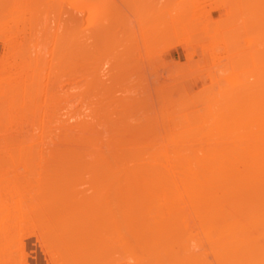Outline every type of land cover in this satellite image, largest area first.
Returning <instances> with one entry per match:
<instances>
[{"label": "rangeland", "instance_id": "obj_1", "mask_svg": "<svg viewBox=\"0 0 264 264\" xmlns=\"http://www.w3.org/2000/svg\"><path fill=\"white\" fill-rule=\"evenodd\" d=\"M103 1L0 0V173L24 196L16 198L22 206L19 215L7 212L9 218L15 217L13 225H7L10 237L22 239V248L10 249L9 255L17 261L20 257L23 264H195L194 257L188 262V255L181 253L178 236V241L176 237L166 241L167 225L147 222L146 214L155 213L158 206L144 196L143 188H126L123 195L114 196L104 188L87 186L91 178L84 167L103 162L120 170L172 162L181 167L185 166L182 158L187 164L193 156L194 165L216 167L217 161L207 160L215 150V154L244 156L240 163L237 157L231 160L242 168L246 167L245 156L255 151L254 145L264 152V136L256 138L261 131L249 126L250 118L246 120V112L253 108L245 109L246 97L252 104L264 103V0L104 1L111 4V10ZM83 4L91 11L82 9ZM61 8L82 19L80 28L73 26L72 15L61 14ZM104 18L109 19L107 24L106 19L99 21ZM91 24L102 26L97 36ZM121 24L125 30L118 28ZM111 27L117 35L114 39L105 34L111 33ZM100 35L105 38L101 42ZM82 38L87 42L82 44ZM255 92L261 93L258 102ZM256 110L264 113V104L255 106ZM239 122L245 125H241L242 132L235 129ZM224 128L231 136L235 132L237 140L232 139L245 141V146L239 143L243 145L239 148L232 140L233 145L223 146L231 139L221 134ZM248 130L255 134L253 145L248 142ZM196 152L204 155L202 159ZM6 187L10 186L0 188ZM130 210L131 215L135 210L141 217L124 216ZM5 260L2 263L13 262ZM202 261L214 262L208 254L196 264Z\"/></svg>", "mask_w": 264, "mask_h": 264}, {"label": "bare ground", "instance_id": "obj_2", "mask_svg": "<svg viewBox=\"0 0 264 264\" xmlns=\"http://www.w3.org/2000/svg\"><path fill=\"white\" fill-rule=\"evenodd\" d=\"M87 1L88 0H85V2H87ZM89 1L92 2V0H89ZM89 1L87 2L88 4H89ZM95 1H97V0H95ZM95 1L93 0L92 3H94ZM104 1L106 3L108 2V0L107 1L104 0ZM104 1L101 4H104V7H106L107 4H105ZM120 1L122 2V1H128V0H120ZM137 1H139V0H137ZM195 1H197V0H194L193 1L194 4H195ZM99 2H100V0H99ZM99 2H97V3H99ZM77 3H80V2H77ZM145 3H147V2H145ZM88 4H85V6L83 4L82 9H87L88 6H89ZM133 4H134V2H132V5ZM76 5H78V4H76ZM86 5H88V6H86ZM95 5L97 6V4H95ZM197 5H198V3H197ZM107 6L109 7V4ZM84 7H86V8H84ZM111 7L112 6L110 4V7L108 9L111 10ZM78 8H79V6H78ZM92 8H95V7H92ZM68 9H70V8H68ZM96 9H97V7H96ZM88 10L89 9H87L86 11H88ZM135 10H133V11H135ZM65 11L66 10H63L62 9V13L61 14H64V16L65 15L66 16L69 15L67 17L68 18H71V15L72 14L70 12L68 13V11H66V13H63ZM89 11H91V10H89ZM107 11L110 12L109 10H107ZM135 12H137V11H135ZM106 13L107 12H105V14ZM107 14H106V17L108 16ZM155 14H153V16ZM75 15L76 14H74V16L72 15V18L74 17L72 19V21H73V24H75L73 26L74 27H77V28H80L79 27V23H81L82 19L80 18L81 19L80 20L78 18L79 16L77 15L78 17H76ZM92 15H94V14H92ZM179 15H182V14H179ZM60 17L61 16L59 15V18ZM179 17L180 16H178V18ZM63 18H61V19H63ZM138 18L141 19V17H138ZM147 18H149V17H147ZM174 18H175V16H174ZM64 19H66V17ZM74 19H76V21H74ZM93 19L94 18H92V20ZM105 19L106 18H104V20L99 19V21L102 22V21H105ZM68 20H70V19H68ZM68 20L67 21L64 20V21H66L67 24H68L70 22V21L68 22ZM108 20L109 19H106L105 23L104 22L103 23L104 24H107ZM72 21H71V24H72ZM78 21H80V22H78ZM153 21L154 20H152V23H153ZM178 21H179V19L176 20V22H178ZM77 22H78V25H77ZM28 23H30V22H28ZM153 24H155V23H153ZM27 25H29V24H27ZM80 25H82V23ZM111 25H112L111 23H108V27L111 26ZM121 25H122L121 27L120 26L118 27L120 30H121V28L124 27L123 26L124 24H121ZM158 25L156 26L157 28H158ZM164 26H165V24H164ZM91 27H93L91 29L95 30V33L96 34H94V35L97 36V33L101 31L100 30V27H102V26L99 25V27L98 26L96 27V28H99L98 31H97V29L94 26H92V24H91ZM138 27H139V25H138ZM14 28L17 29V26H15ZM106 28L107 27H105V29ZM116 28H117V26H116ZM116 28H115V30H116ZM111 29H112V27H111ZM111 29H110V32L111 33H105V34H107V35L110 34V37L112 38L115 35V34H112V32L114 30V27H113L112 31H111ZM119 29H118V31H119ZM123 29L125 30L126 28H123ZM123 29H122V31H124ZM28 30H29V28H28ZM127 30H129V29H127ZM127 30L125 32H127ZM160 30H161V28H160ZM75 31H76V29H75ZM90 31L91 30H89V33H90ZM138 31H140V30L138 29ZM150 31H148V32H150ZM80 32L81 33H84L86 31L82 32L80 30ZM80 32L78 31L79 34H80ZM78 33H76V35L75 34L74 35L77 36ZM161 33H162V31H161ZM125 34H127V33H125ZM74 35H73V37H74ZM86 35L88 36V33H86ZM94 35H92V37H94ZM101 35H100V37H102V39L100 40V42L103 39H105V38H103L104 35L103 36H101ZM107 35H106V38L109 37V36L107 37ZM147 35L149 36V34H147ZM200 35H202V34H200ZM115 36H117V35H115ZM115 36L113 37V39L115 38ZM92 37H90V39L88 38V41L91 40ZM141 37H142V35H141ZM111 38H109V39L111 40ZM85 39H87V38H85ZM98 39H100V38H98ZM147 40H149V39H147ZM82 41H83V38H82ZM84 41L87 42L86 40H84ZM84 41H83V43L82 42H80V43L84 44ZM92 41H93V43L97 42V40L94 41V38L92 39ZM143 41H144V39H143ZM98 42H99V40H98ZM73 44L74 43L72 42V45ZM82 47H85V46L83 45ZM72 48H74V45L72 46ZM77 48H78V46H77ZM77 48H76V45H75V49H77ZM80 50H81V48H80ZM82 50H86V49L83 48ZM77 51H78L77 52V54H78L79 53V50H77ZM73 53L76 54L75 52H73ZM77 54H76V56H77ZM128 54L130 56H133V55H131V52H129ZM124 55H126V54H124ZM130 56H129V58H130ZM131 58H133V57H131ZM83 72L85 73L86 71H83ZM87 73H88V71H87ZM95 73H97V71ZM87 75H89V73ZM256 76H258V75L256 74ZM262 76H264V75H262ZM93 77H95L96 80H97V77L96 76H93ZM103 77H105V76H103ZM91 78H92V76H91ZM95 78H92V79H95ZM258 78H261V77H258ZM243 80H245V79H243ZM262 82H264V81H262ZM262 82H259L258 81L259 84H261ZM243 83H244V81H243ZM243 83H242V86H243ZM245 83H247V82H245ZM248 83H250V82H248ZM255 83L258 84L257 82H255ZM253 87L254 86H252V88H250V89H253ZM259 88H261V87L259 86ZM251 92H246V93L249 94V95L246 94V96L248 95V96H251L253 98ZM257 92L253 93L254 96L256 95L255 97L258 98L256 100V102L259 101L258 94L259 95L261 94V93H257ZM262 94H264V93H262ZM244 95L242 97H244ZM237 97H238V95H237ZM239 97H240V95H239ZM262 97H264V96H262ZM233 98L236 99L235 97H233ZM247 98L248 97L245 98L246 99V106H245L246 108L245 109H247V111L248 110L250 111V109L253 108V112L251 111L252 114H251V112H249V113L246 112L247 113L246 117L249 114V117H247L246 120H248L250 118L251 119V122L249 123V126L252 127V128H254V129H256L255 131H257V129L261 131L260 133L257 132V135L256 136H255V134H256L255 131H253L252 129L251 130L255 134H250L249 130H248V132L246 131V135L249 134V136H251V138H250L251 141H248V140H246V141H248L249 143L250 142L252 143V138L254 139L255 137L257 138V136H258V138H259V136H264V133H262V132H264V113L261 114V113H258V110L255 111V106H256V109H257V105L260 106L261 104H264V103H259V104H256L255 105L254 103L252 104V102H251L253 100L247 101L249 99V98L248 99ZM252 98H250V99H252ZM261 100H264V98H261ZM238 101H240V99H238ZM234 102H235V100H234ZM232 103H233V101H232ZM219 106H220V104H219ZM230 106H232V104ZM222 108L220 110L219 107H218V109L220 111H222ZM229 108L231 109V107H229ZM259 108L260 107H258V109ZM213 109L215 110V108H213ZM260 111H261V108H260ZM214 112H215V115H216V110ZM241 112H239V113H241ZM228 113H230V112L228 111ZM235 113H237V112H235ZM222 114H223V112H222ZM219 115H220V113H219ZM226 115L228 116L229 114H226ZM250 115H251L252 118L250 117ZM223 116H225V114H223ZM232 116L234 117V114ZM238 116L235 115V117H237V119L235 118V120H238L239 119ZM216 117H215V119H216ZM233 117H232V119H233ZM219 118H221V117H219ZM225 119H227V118L225 117ZM243 119L245 120V117ZM215 121H217V120H215ZM221 121L224 122L223 120H221ZM248 121H250V120H248ZM241 122L242 123H244V122L246 123V121H244V122L241 121ZM242 123H241L242 127L245 126L244 125L245 123L244 124H242ZM236 124H234V126ZM241 125H240V122H239V126L240 127H241ZM247 125H248V123H247ZM217 127H218V125H217ZM217 127H215V130H216ZM221 127H222V125H221ZM230 127H231V125H230ZM240 127L239 128L238 127H236V128L234 127V128L236 130L239 129V131L242 132V127H241V130H240ZM246 127H244V128H246ZM248 127H247V129H250ZM231 128L234 129L233 126ZM231 128H229V129H231ZM220 130H222V129H220ZM234 130H233V132H234ZM224 132H225V128H224ZM228 132H229V130H228ZM241 132H238V133H241ZM213 134H214V132H213ZM216 134H217V131H216ZM221 134H228V133L225 132V133H221ZM234 134H235V132L233 133L232 136L229 135V134L226 135V136H230L231 139L229 138L230 139V141H229L228 137H226V139H228V140H226L227 141L226 144H228V145H225L224 144L223 146H225V147L226 146H229V143H232V141L234 143L235 140H237V139H235V138H237L236 137L237 135L235 136ZM217 135H214V136H217ZM246 135H244V136H246ZM241 137H242V134H241ZM221 138H224L225 139V137H223V136ZM232 138H234L235 140L232 139ZM261 138H264V137H261ZM215 140H216V138H215ZM256 140H258V139H255L253 142H256L257 143ZM259 140H260V138H259ZM226 141H224V143ZM236 142L234 144H236ZM244 142L242 141V143L241 142H237V143L238 144L239 143L243 144ZM216 143H218V142H216ZM233 143H232V145H233ZM249 143H248L247 146H249ZM222 144L223 143H221V145ZM241 144H239V148H240V145ZM253 144L254 143H252L251 145H253ZM241 146H243V145H241ZM244 146H245V143H244ZM247 146H246V149H248V150H251L252 149V148L249 149L251 146L248 147V148H247ZM254 146H257V147L259 146V148L256 147L257 149L254 147V150H255L254 151L255 153L253 152L254 154L253 153L252 154L250 153L249 155H247L246 153H244L245 155H247V156H245L246 167H243V166H245V165H243L242 168H239L241 166L240 164H239V166L238 165L235 166V163H237L235 160H234L235 161L234 164H232V161H231L232 159H235L236 157L237 158L239 157V159L236 158V160H238V162L240 161V159L243 160L244 159V156L242 154H241V156H243V159H242V157H240V155H237L236 156V155H233L231 153L228 154L227 152L224 153V152H220L218 150L217 151L219 153H217V154H215V152H216L215 150H213L214 151V154L211 152V154H213L212 155V158L210 156L211 155L210 154V151H206V152H209L208 154H210L209 155L210 157L207 156V160L210 159V160H212V162H216L217 161L216 164L219 163V165L216 166V167H215V165H213L214 167L212 166L213 163H211V166L212 167H209L210 165L209 166H207V165L204 166L205 163L204 164L203 163L202 164H199L198 163V165L192 164L193 163L192 158L194 157L193 156L194 153H193V155H190V154L184 155V156H193L191 158V161L192 162L190 161L191 163L189 162V163L186 164V162L184 161L185 159L182 158L181 159V162L183 161V164H185V166H181L182 164H180L181 167H176V166L172 165V164H174L172 162L171 163L172 166L170 164H168L169 166H166L167 164L166 165H161V163H158L157 166H155V167L152 166L150 168L149 167H144V168L135 169V170L134 169L133 170H129V169H125V170L121 169L120 170V168L112 167V166L106 164L105 162H103L101 164H96V165L91 166V167L88 166V164H86V166H88L89 168L86 167V166L84 168H87L88 169L89 174H90V178H91V180L89 182H87L88 183L87 186H94V187L95 186H98V187H100V190L101 191H102L101 188H104L107 191H111L114 196L115 195L116 196L123 195L121 192L124 189H126V188H128L130 190L132 188H133L132 190H134V188H143L144 191H145L144 196L146 195L147 198L151 200V202L153 201V203L155 202V204H157V206H158V208L156 207L157 208V211L155 213H153V214L151 213V215H150V213H148V215L146 214V216H145V213L143 214V210L141 209V214H142V217H141V214H139V212L136 213L135 210L132 211V215H131V210H130L129 211L130 213L128 212L127 215H124V216H129V214H130V218H136V219H138L140 217L143 218L145 216V218L147 219V222L149 221V223H150V221H152L155 224L161 225L163 223L162 225H165V226L167 225V236H168L167 238L168 239L166 241H168V242L169 241H172L171 239L174 238V237H176V240L178 241V239H177V236H178V238L180 239V242H181L179 244V246L181 248V253L183 251L185 254L188 255L189 258L187 257V259H186V261L188 260V262H189L190 257L191 258L194 257L196 259V260H194L195 261V264H196L197 263L196 261L199 260V257H201L202 255H205L206 256V254H208V255H211L212 260L214 261L213 264H264V200H262V199H264V152H261V151L259 152L258 151V149H260V148H261L260 150H262V147L260 145L257 144V145H254ZM237 147L238 146H236V148ZM207 148H209V147H207ZM218 148H220V146ZM239 148H237V150ZM202 149L203 148H201V151H202ZM227 149H228V147H227ZM200 152H196L195 154H197V157L199 156L202 159V156H204V155L203 154H202V156L198 155ZM184 156L182 155V157H184ZM178 158H179V155H178ZM180 158H179V160H180ZM205 158H206V156H205ZM156 159H158V158H156ZM189 159H190V157H189ZM210 160H208V161H210ZM194 161H195V159H194ZM204 161H206V160H204ZM198 162H200V161H198ZM240 162H242V161H240ZM245 162H244V164H245ZM179 163H180V161H179ZM207 163L210 164L209 162H207ZM94 164H95V162H94ZM0 171H2V170H0ZM85 171H86V169H85ZM1 174L2 173H0V187L1 186H10V187H6L7 189L4 188V190H1V188H0V236H1V238H0V262L1 263L0 264H5L4 262L2 263L3 258L6 259L5 262L7 261V263H11V261H13L15 264H17V263L20 264V263H22V260L20 259V257H18V259L21 262L15 260V259L12 260L13 257L12 256L10 257L11 252L10 253L8 252V251H10V249H12V248L14 249V247L15 248H18L20 246V244H21V240L22 239H20V237L17 238L18 236L16 238H14V239L10 237L11 236V233L8 230L9 229L8 226L13 225L12 222H14V221H11V220H14L15 217L9 218L7 212H9L11 210L12 213L17 212L15 214L21 213L22 206L20 207V203H21L20 200H22L23 198L21 199V197H24V196H22V193H20L18 191L19 189H18V187H16V185L13 186L12 181H9L10 179L7 178L4 173H3L4 175H1ZM91 174H93V175H91ZM74 180L76 181L75 178H74ZM9 182L11 184H9ZM71 182H69V183L67 182V183L70 184V186H72L71 185ZM67 183H66V185L68 186ZM76 183L78 184V180L76 181ZM79 183L81 184L80 181H79ZM84 183L86 184V182H82L83 185H84ZM76 185H73V186H76ZM130 187H132V188H130ZM138 192H139V190H138ZM96 195H97V193H96ZM16 198L17 199H20V200H17ZM148 199H147V201L149 202ZM15 200H17V202H14L13 203V201H15ZM118 200H120V199H118ZM132 201H136V200H134V198H133ZM12 204L15 205V207H10L12 209H9V206L12 205ZM139 204L140 203H138V205ZM145 206H146V204H145ZM136 207H137V205H136ZM127 208H128V206H127ZM138 210H140V209H138ZM126 211H127V209H126ZM134 211H135V213H133ZM15 214H13V216ZM138 214L140 215V217H139ZM18 219H19V217H18ZM9 223H10V225H9ZM18 225H19V223H18ZM152 229H153V227H152ZM165 234H166V232H165ZM2 236H4V238ZM153 236H155V235H153ZM40 238H42V237H40ZM162 243L164 244V242H162ZM21 248L22 247L20 246L18 249H21ZM18 249L16 251H19ZM12 252H14V251H12ZM184 253H183V255H185ZM14 254H16V253H14ZM164 254H165V252H164ZM21 255L22 254H20V256ZM46 255H48V254H46ZM197 255H200V256L197 258V257H195ZM1 258H2V260H1ZM182 258L184 260V257H182ZM179 259H180V257H179ZM192 260L193 259H191L190 262ZM13 262L11 264H13ZM179 262H181V261H179ZM202 262H204L203 264H212V262L210 263L208 261H202ZM51 263H49V264H51ZM200 263H201V261H200ZM52 264H54V263H52ZM174 264H175V262H174ZM198 264H199V262H198Z\"/></svg>", "mask_w": 264, "mask_h": 264}]
</instances>
